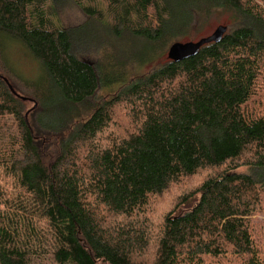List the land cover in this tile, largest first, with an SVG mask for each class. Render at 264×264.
Wrapping results in <instances>:
<instances>
[{
	"label": "trees",
	"instance_id": "obj_1",
	"mask_svg": "<svg viewBox=\"0 0 264 264\" xmlns=\"http://www.w3.org/2000/svg\"><path fill=\"white\" fill-rule=\"evenodd\" d=\"M94 1L73 0L89 20L65 26L48 6L66 0H0V166L18 191L0 195L10 208H0V264H264L252 224L264 212V104L251 108L264 77V0ZM215 10L233 14L222 41L144 77L126 79L131 58L108 63L113 76L105 57H81L84 27L105 13L117 38L157 47L184 42ZM21 45L41 64L33 78L9 59ZM205 170L219 173L158 211L155 233L153 201Z\"/></svg>",
	"mask_w": 264,
	"mask_h": 264
},
{
	"label": "rangeland",
	"instance_id": "obj_2",
	"mask_svg": "<svg viewBox=\"0 0 264 264\" xmlns=\"http://www.w3.org/2000/svg\"><path fill=\"white\" fill-rule=\"evenodd\" d=\"M90 4L105 10L108 3L106 0H97L91 2ZM48 12L51 14L50 18L55 24L58 25L77 26L89 20V17L75 2H73V0H66V3L63 6H59V8L57 7L55 9L54 6L50 7L49 5ZM231 17H233V14L229 12L220 10L213 11L211 15L207 16L200 24H197L191 30L190 34L186 38L187 40L184 42L191 40L197 41L200 38L209 36L219 25L228 26L231 24ZM104 18L105 19L103 23L93 20L84 27L83 35H86L87 33L90 35V37H87V40L83 42V46H80L84 47V50H82L84 54H81L82 58L89 61H98L99 59L105 57L107 66L110 62L114 63V61L118 60L123 62L124 60L126 61L131 58L132 60L127 62V65L123 70L126 73V79H129V81L139 77H144L168 61V50L173 43L161 46L158 45L156 47V45L147 43L142 38L136 37L135 35L128 32L124 33L120 38H117L110 29V15L105 13ZM18 48L20 49L21 53L17 54L16 51H9V59H11L15 66L21 70L24 76H30L33 78L37 70H40L41 64L40 62H37L35 58H31L30 54L24 49L22 45L18 46ZM1 64L2 63H0V73L6 76V74L3 72V64ZM107 69H109L110 74L113 76L118 75V73L114 71L113 68H110V66H108ZM9 80L13 81L12 78ZM120 86L121 84H117L110 88L106 87V85H103L99 89L94 100H92V103H100L103 100L109 99L112 94H115L119 90ZM16 93L20 96L17 91ZM262 103L264 104V77H262L259 81V90L257 92V96L255 97L254 103L251 104V108L259 110ZM35 104L36 103H34L33 98L32 101H26L25 113L29 112V109L33 106L36 107ZM26 115H29V117L32 118L31 114L28 113ZM225 168L226 167H223V170H225ZM216 173H219V171H201L193 178H186L181 185L176 184L175 186L171 187L167 193L157 197L153 201L151 209V216H154V221L157 225V229L154 232L157 233L162 224V217L158 215V211H171L182 200L180 197L186 189L189 190L196 188L201 182H203L208 177L215 175ZM14 180V177L10 176V174L8 175L7 171H5L2 166H0V195L3 200L13 198L15 197V194H18V191H14ZM0 208L5 212H8V209L10 210L9 207L7 209V206L4 203L1 204ZM179 211H181L180 207L177 209L176 213ZM252 224H255L259 232L264 236V212L263 214L259 213L255 215ZM260 241L264 244V239H260ZM151 253L152 249L148 255L143 257V259L148 260L151 258ZM39 264L53 263L50 261H44ZM209 264H211V262ZM227 264H234V261H231Z\"/></svg>",
	"mask_w": 264,
	"mask_h": 264
},
{
	"label": "water",
	"instance_id": "obj_3",
	"mask_svg": "<svg viewBox=\"0 0 264 264\" xmlns=\"http://www.w3.org/2000/svg\"><path fill=\"white\" fill-rule=\"evenodd\" d=\"M227 31H228V26L219 25L211 35L200 38L197 41L192 40V41H186V42H182V41L174 42L168 50V58L174 62H181L187 58L195 56L196 54L199 53L202 46L212 43V42L218 43L222 41ZM4 79L9 85L10 89L13 92H15L10 81L6 77ZM24 99H27V98H24ZM36 105L37 104H35V106Z\"/></svg>",
	"mask_w": 264,
	"mask_h": 264
}]
</instances>
